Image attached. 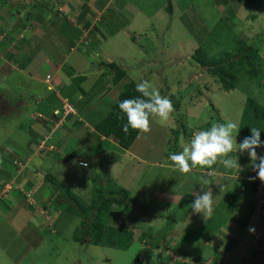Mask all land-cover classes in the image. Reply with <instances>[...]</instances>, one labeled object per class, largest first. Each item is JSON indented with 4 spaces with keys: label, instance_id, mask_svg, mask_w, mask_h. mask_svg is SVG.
Returning a JSON list of instances; mask_svg holds the SVG:
<instances>
[{
    "label": "rangeland",
    "instance_id": "1",
    "mask_svg": "<svg viewBox=\"0 0 264 264\" xmlns=\"http://www.w3.org/2000/svg\"><path fill=\"white\" fill-rule=\"evenodd\" d=\"M173 1L174 5L171 4L174 7L173 12L167 11L170 5L168 0H150L142 7V2L138 3L137 11L132 13L131 11L134 9L132 1L128 2L125 6H121L123 0H116L103 17V22L98 24L99 27L102 25L103 29L106 30L107 37L106 39L99 38L98 47H93L94 62L104 60L106 63L119 64L133 81L136 83L145 79L150 81L160 91L161 95L168 97L174 105L175 111L171 114L168 123L161 125L157 120L150 118V133L139 136L138 146L140 148L141 145L140 149H143L139 154L147 161H155L163 151L166 154H170V152L179 153L182 151V146H186L190 142L195 132L207 130L212 123H227L231 120L238 124L241 131L250 122V117H246L247 115L245 114V103L248 99L264 107V80L261 82L259 80L252 81L248 77L241 76L239 85L235 90L225 91L215 82L214 77L209 75L205 68L203 70L200 64L192 61V55L200 47L198 44L202 43L205 38L212 39L208 43V47H211L214 41L218 39L217 45H213L216 50L213 49L208 52L210 54L208 56L210 57H221L224 50L233 51L236 48V40L241 38L246 41H254L256 43H254V46L259 49L264 60V55H262L264 53V0H244V2H241L242 0H228L226 4L224 1L223 5H221L223 17L219 13L214 14L212 7L204 4L203 1ZM217 2L220 3L221 0H217ZM242 3L244 4L243 7H241ZM190 4H193L194 7L187 9V6ZM209 4H211V0H209ZM37 12L40 15L37 14L31 20L32 22L30 21V17H27V13L23 14L24 12L20 14L22 15L20 18H16V16L11 14L8 1L0 0V37H3L0 40V155H3L4 159L8 157L6 156L7 153L4 154L3 148H11L13 143L28 145L30 140L36 136L35 133L41 130L35 126L39 118L33 115L38 109L42 111L44 116L42 120L46 121L49 126L51 124L53 126V123L61 119L64 114L63 105L56 96L61 92L59 89H57L58 93L51 91L48 89L47 84L35 82L34 79H31L29 72H11L10 66L7 65L6 60H8V57L6 50L8 48L4 49L3 45L8 44L11 55L13 54L12 51H15L16 54L24 56L26 54L33 55L35 54L33 53L35 49L39 47L40 49L45 48L50 43L48 36L57 29L55 26L57 24L55 23L54 25V21L52 22L54 16L48 19L50 16L46 18V12L43 11L42 15L40 9H37ZM137 14L139 17L133 20V17ZM204 14L205 17H203ZM17 23L19 26H16ZM64 25L68 26L67 23H64ZM11 26V30H14L12 32H18L19 29V31L27 32V34L21 33L23 38L21 34L20 36L16 34L17 39L15 40L13 38L14 34L9 29ZM209 28L214 31L212 35L207 36L209 31H211ZM62 34L56 33L54 37H58V39L53 38V40L62 42L63 44ZM24 36L29 38L26 39V42L24 41ZM92 39H94V35H92ZM90 41L86 40L85 45ZM11 42L13 43L11 44ZM42 54L44 57L47 56L43 51H40L38 56ZM55 57L61 58L62 56L57 55ZM31 59L29 57V60ZM27 64L29 63H25V65ZM50 64L43 62L39 66L44 76L50 73L48 72ZM85 65L83 68L85 71L82 74H85L86 77L83 75L82 77L85 78L74 82L75 86L80 85V91L77 95L80 94L83 97L90 91L89 86L94 85L93 80H95L96 75L99 73L96 64L87 63ZM262 70L264 76V65ZM77 82L78 84L76 85ZM86 89L87 93L85 92ZM100 96L99 92L92 96L94 107L88 113V116H86L85 111L81 112L82 115H80L93 121L101 117L105 112H109L114 104L108 99L111 96H108V98L104 97L103 99ZM69 97L72 96L69 95ZM37 99H41L43 103L41 105L37 104ZM107 103H109L108 109ZM72 104L74 105V103ZM55 109L61 111V114L56 116L54 114ZM240 131L237 135V143L242 142L244 137L248 136L243 135ZM70 135L71 133H67L66 135L69 136L68 141L70 143H77L79 139L78 133L74 136ZM48 137H50V140L55 138L54 135ZM49 144L48 149H45V145L43 151L45 153H41L42 151L37 147L38 152L36 154L41 153V156L40 154L36 156L37 158L33 156L35 158H30V162L26 158V164L28 163L29 165L34 166V161L37 162L36 165L42 163V172H37L36 167H30L27 172L32 173L31 178H35V175L38 174L39 179L42 178L43 174L45 176L48 171L54 172V175L62 181L60 172L63 169L61 168L57 172V168L54 166L55 162L59 166V162L54 160L55 157H59V154L56 153L58 148L55 147V150H53L54 146L51 147ZM13 147L16 146L13 145ZM59 149L61 150V148ZM49 151L55 153L48 155ZM257 153L258 155L262 153L259 148H257ZM66 154L68 159H70L69 153ZM19 155L23 157V155ZM231 155L233 158H241V162L249 159L247 153L241 155L239 152H233ZM108 157L109 159L112 158L110 160H114L118 156H110L108 154ZM3 158L0 159V174L1 171L5 170L4 163L6 161ZM48 158L50 162L43 161L48 160ZM68 159L65 160L63 158L62 160L65 165L64 172L67 175V179L65 180L67 181V188L63 190L66 193L63 199L65 203L60 202L58 204V207L63 208L64 211L61 219L54 222V217H56L57 210H59L57 206L53 205L52 209L48 210V213L43 209L41 204L33 200V203L38 205L36 213L40 217L43 214V218L47 217L50 222H52L51 219L53 217L54 224L53 226L52 223L40 222L37 226H32L38 230L35 232H39L41 237L45 238L39 248L28 251L22 247L25 242L29 249H31L29 240L25 239V236L29 237V235L21 232H14L12 234L13 230L9 227L14 226L11 223V218L4 217L0 219V243L10 249L9 254L16 257L14 261L18 260L19 262L20 260V264H129L127 262L133 259V263L131 264H139V262H143V256L144 258L146 257V260L147 257L149 258L147 264H169L171 263L170 259H172V263L175 262L173 259L177 261L175 256L170 257V251L167 248L164 249V253L156 251V255L153 258L150 255L153 253L154 243L162 241V235L170 232V229L173 230L174 226V222L170 221L172 220L170 217L169 219L164 218L169 208L167 209L165 205H161V207L156 205V202L159 203L155 195L158 192L157 190L166 189L170 191L177 183L172 181L171 173L167 172L165 166L156 167L152 166V164H138L136 170L129 172L128 165L134 163L130 158H128L129 161L126 165L116 163L107 165L105 160H103L99 162L101 166L96 167L91 173L95 172L94 176L99 174L100 177L98 179H101V176L104 175L107 177V179L103 177V179L109 182L104 185L107 192L112 190L117 192L120 188L129 191L130 200L127 203L125 200L121 206L113 205L109 220L106 219L105 223L108 222L107 224L113 228H123L122 230L125 233H127L126 230L129 229L128 226L131 224L134 228L137 226L136 231L139 230L140 236L135 240H144L147 243L144 244L145 246L150 245L147 247L148 251L145 250L142 253L143 256H138L139 258L137 259V247H134L135 251L127 253L132 250L134 241H131L130 248L127 250L115 249L109 245L104 247L86 243V241H76L75 237H78L80 228L83 226V218L71 214L65 206L66 202H70L72 199L69 194L73 193L78 196L81 200L79 203L81 206H90L101 185L96 181V178L89 175V170L80 171L83 173H76L73 170V160L68 161ZM21 165H25V160H22ZM114 165L115 168L113 169ZM8 166L7 175L12 177L21 172L25 167L18 169L14 163ZM209 173L212 172L209 171ZM131 175V180H126ZM3 178L4 183L9 184L4 185L5 189H3L4 193H10L5 196L6 201L11 197H16L15 189L21 191L25 197L27 196L28 190L24 186V180L19 184H17V180H14L12 184L10 183V179L7 180L4 174ZM14 184L17 185L15 186ZM183 185L186 186L183 187L185 189L188 183H183ZM261 188H263V185ZM225 190L226 187H223V192ZM31 191L35 192L33 189ZM223 192L220 189L216 191L219 195ZM256 200L258 201V198ZM25 202L26 206H29V199ZM54 202L53 199L50 200L51 204ZM231 202V197H228L224 199L223 204L226 206ZM230 205L232 208V203ZM226 209V207L223 208V211L226 212ZM50 212L52 213V217ZM172 214L175 215L173 212ZM173 218L177 221L180 217L176 215ZM35 232H32L31 241L39 243L41 237H38ZM176 234V231L171 234L172 242L177 239ZM201 235H205V232L201 231ZM106 238L105 244L109 243L110 233ZM166 241L171 242V240ZM250 242L254 241L251 240ZM250 242L247 247L245 245L240 251H245V261H242L241 255H234L228 264H264V254L262 253L264 244L261 247L253 248ZM194 245L198 248L195 243ZM249 247L252 248L250 249ZM206 249L209 251L207 253L210 254L215 251L214 246H209ZM252 249L256 255L250 253L249 250ZM3 254V250L0 249V255ZM159 254H161V257L166 258V261L160 259L158 257ZM126 255L132 256V258L130 260L126 259ZM253 259H256V262H253ZM5 262L6 259L0 257V264H4Z\"/></svg>",
    "mask_w": 264,
    "mask_h": 264
},
{
    "label": "crops",
    "instance_id": "2",
    "mask_svg": "<svg viewBox=\"0 0 264 264\" xmlns=\"http://www.w3.org/2000/svg\"><path fill=\"white\" fill-rule=\"evenodd\" d=\"M6 1H8L11 14L13 16H16V18H20L22 16L20 14L24 12L23 14L27 13V17H30L31 21L34 19L35 16H37V14L40 15L37 12V9H40L41 15L43 11L46 12V18L50 16L48 19H51V17L54 16L52 22L54 21V25L55 23L57 24L55 25L57 29L51 35L49 34L50 36H48V38L50 39V43L45 46L46 49L42 48L33 55H18L15 51H12L13 54L11 55L9 53L10 51L8 44L3 45L4 49L8 48V50H6L8 60L6 61L7 65L10 66V71L29 72V76L31 79H34L35 82L44 84H46V82L44 81L46 77L48 75H51L54 80V85L57 89L61 91L60 94L66 99L69 98L68 100L74 103L73 106L76 105L74 108L75 112L77 111V114H69L65 118L62 117L61 119L57 120L60 121L64 119L60 125H56V121L55 123H53V126L52 124L49 126L46 121L42 120L44 116L42 114V111H39L38 109V111L34 112L33 115L36 118L40 119H38L35 126L36 128L41 130L35 133L36 136L33 137L32 140H30L28 145H17L13 143L11 145V148L2 149L4 154L7 153L6 156L8 158L4 159L2 157L3 160L6 161V163H4V161L2 160L5 166V170L1 171L0 174V219L4 217L11 218V223H13L14 225L9 226L13 230L12 234L14 232H21L27 233L29 235V237L25 236V239L29 240L31 249H29L28 245L25 242L23 243L22 247H24L28 251H32L34 248H39L45 238L41 237V234L39 232H35L38 230L36 228H33L32 226H37L40 222L53 224L52 213L50 212L52 222L48 221L47 217L43 218V214H41L40 217L39 214L36 213L38 205L32 206L29 204V206H26V197L21 191L17 189H15L16 197H11L8 201H6L5 196L10 193H4L3 191V189H5L4 185L7 184L4 183L3 174L5 175L7 180L10 179L11 182H9L12 184L14 180L18 181L17 184L22 183L24 180V186L26 190L29 191L33 189L35 191V201L41 204L46 212L52 209L53 205H55V207H58V204H60V202L65 203L64 200H62L61 198L62 196L60 192H52L50 190V187L44 181V174L43 176H41L42 178L39 179L38 174L35 175V178H31L32 173L27 172L30 167H36L37 172H42V163H40V165H36L37 162L34 161L35 164L33 166L29 165L28 163L26 164V160L29 159L28 162H30V158H32L33 156L36 157L38 154H40L41 156V153H45L42 151L41 153L36 154L37 152L35 151L38 147V144L44 138L53 135L55 138H52V141L49 139L48 144L51 141L52 143L50 142L49 145H51V147L54 146L53 150H55V147L58 148V151H56V153L59 154V157H55L54 160H57V162H59V166L56 162L54 166L57 168V172L61 168L63 169L62 172H60L62 181H65L67 179V175L64 172L65 165L63 164L62 160L63 158H65V160L68 159L66 153H69L68 156L71 157V152H76V155L75 157H71L70 159H68V161H86L88 164V167L86 168L80 167L78 166V164H73V170L76 173H83L80 171L89 170V175H92L93 177H95V172L91 174L92 170L94 171L96 167L101 166L99 164L100 161L105 160L107 165H111V163L126 165V163H128L129 161L128 158L134 161L133 164L130 163L128 165L129 168L127 167L130 170L129 172H132V170H136L138 164H152V166L156 167L165 166L167 172L171 173L172 181L174 183L177 182L175 184L176 186H174V188L170 191L166 189L157 190L158 192L155 195L157 197L156 199L159 200V203L156 202V205H158L159 207H161V205H165L167 209L169 208V211L164 218L169 219L170 217V219H172L170 221H172V223L174 222V226L173 230L170 229L171 233L168 232L165 235H162V241L154 243L153 253L150 254L152 256L151 258L156 255V251H158V253H164V249L167 248L170 251H168L170 257L172 258V256H175L177 259V261L173 259L175 262L172 263V259L169 258L171 260V263L169 264H178L177 262H181V264H228L230 262L229 260L234 255H241L242 261H245V251H240L241 248H243L245 245L247 247L251 240L254 241L250 242V244L253 245V248L259 246L261 247L262 244H264V205L259 206L258 201L254 197V191L256 186L255 182L249 179L250 177H252L249 172V170L252 169L250 159L241 162V158L236 157L238 158L240 167L238 166L236 169L231 171L226 170L223 165L216 164L213 165V168L211 170L207 168L201 169L197 167V169L191 171L190 173L182 175L178 171H174L172 168V162L169 160V155L173 154L172 152H170V154H166L163 151L158 155V159H156L155 161H147L145 158H143L139 154L143 151V149H140L142 146L140 145V148L138 146L140 137H137L135 145L133 144L128 150L123 149L119 145L118 141L114 138H106L104 136L96 137L95 135L97 134V132L94 129L95 125H97L98 122L102 118H104L109 112H105L103 115H101V117H98L93 121H90L88 118L81 116V112L83 111H85L86 116H88V113L94 107V101H92V96L97 93L93 89L94 85H90V91L88 93L87 89L85 91L87 93L86 96L83 97L80 94L77 95L80 91V85L78 83H76V85L78 84L77 86L74 85V82L82 78L83 75L85 76V74H82L85 71L83 69L84 66H86L85 64H92L93 62V59L90 56V54H92L93 52H91L89 49V42L87 45H85V41L95 40V37H98L100 39H106V30L103 29L102 25L101 27H99L98 24L103 22V17L110 10V7L116 2V0ZM130 1H132L134 5V9L131 11L132 13H134L138 9V3L142 2V7L145 3L149 2L150 0H123L121 6H125ZM197 1H203L204 4L209 3L205 0ZM213 1H215V8H218L219 12L223 15L221 5H223L222 3H224V1L226 4V1L228 0H221L220 3H218L217 0ZM169 2L174 5L173 0H169ZM241 2H244V0H242ZM243 6L244 4L242 3L241 7ZM191 7H194V5L190 4L189 6H187V9H191ZM138 17L139 15L137 14L135 17H133V20ZM39 18L41 19V17ZM42 21L45 22L43 19ZM64 23H67L68 26H65ZM16 26H19V24L17 23ZM9 29L11 30L12 26ZM12 31L14 30H11L10 32ZM18 32H12L14 34L13 38L15 40L17 39L16 34L18 36H20L21 33H23L24 35L27 34V32L19 31V29ZM56 33H63L61 37L63 38V44H65L66 46L63 45L62 42H56L53 40V38L58 39V37H54L56 36ZM90 33H93V35H95L94 39H92ZM27 38L28 37L24 36L25 42L27 41ZM2 39L3 37H0V40ZM25 42L23 43L25 44ZM12 43L13 42H11V44ZM11 44L9 43V45ZM40 51L45 52V55L47 56L44 57V53L38 56ZM57 55H60L62 57H55ZM29 57H31L32 59L29 60ZM43 62L51 63L48 69V72L50 73H47L48 75L46 74V77L41 73V68L39 67ZM25 63L29 64L25 65ZM21 64L23 65L21 66ZM98 72V75H96L97 78L95 77V80H93L94 84L98 81L103 71ZM112 77L113 75L108 76V78L104 82V85H107L112 80ZM48 89H50L49 86ZM121 89L122 87L120 85L116 86L115 88L109 90L106 94H100V98L103 99L104 97L108 98V96H111L108 99L110 100V102L115 103L118 99V95L121 92ZM98 92L100 93V91ZM69 95H71L72 97H69ZM22 102L24 101L22 100ZM42 103L43 102L41 99H37V104L41 105ZM108 104L109 103H107V109L109 107ZM67 133H71V135L73 136L78 133L79 139L77 140V143H70L68 141L69 136H66ZM32 134L34 135V133ZM13 145L16 147H13ZM59 148H61V150ZM259 149L262 152L260 155H264V147H261ZM52 151H49L48 155H50L51 153H55ZM19 154L23 155V157H20ZM108 154H110V156L117 155L118 157L117 159L115 158L114 160H110L112 158L109 159ZM35 157H33V159ZM106 157L108 158V160ZM22 160H25V167L21 170V172H18V174L13 177L7 175V169L9 168L8 165H11V163L16 164V162L21 163ZM43 161L50 162L49 158L48 160ZM17 167L19 169V165H17ZM209 171L212 173H209ZM22 172L24 173L21 174ZM52 173L54 174V172ZM97 175L99 176V174ZM102 177L106 176L104 175ZM131 177L132 175L129 177V179L126 180H131ZM106 183L107 181L105 180V184ZM183 183H188L187 188L183 189V187H186L185 185H183ZM17 184L14 185L16 186ZM221 185L223 187H226V190L219 195L218 193H216V191L220 189ZM203 191H212L213 193V211L207 220L203 218V214H193L192 209L188 207L195 199L194 193H200ZM261 193L264 194V184ZM174 197L175 200L173 199ZM228 197H231L232 199V208L230 205L231 203H228L226 206L223 204L224 199H227ZM51 199L55 201L52 204L50 203ZM65 206L67 207V209L70 207L68 202H66ZM225 207L228 209H226V212L223 211V208ZM57 211L58 213L56 214V217H54V222L56 220H60L62 214H64L63 208H59V210ZM172 212L175 215H173ZM176 215H179L180 217L177 221L173 218V216ZM136 227L137 226H135L134 228V242L132 250L126 252H133L135 251L134 247H137L138 251H136V255L138 259L139 257H141L142 253L145 250L148 251L147 247H149L150 245L145 246L144 244L147 243L144 240H135L138 236H140L139 230L136 231ZM250 228H254L255 231H250ZM33 231L38 237H41L39 243H37V241H31ZM175 231L177 232V239L172 242L171 234ZM201 231H204L205 235H201ZM141 236L143 235L141 234ZM166 240H171V242ZM194 243L198 246V248L195 247ZM209 246L215 247L214 253H207L209 251L206 248ZM173 247H175V249H173ZM249 248L251 249L252 247ZM0 249H2L4 253L3 255H0V257H4L6 259V262L4 264H20V260L19 262L18 260L14 261L16 257H13L9 254L10 249H8V247L3 246L0 243ZM249 251L251 254L256 255L253 249ZM262 253L264 254V250ZM158 257L166 261V258L161 257V254H159ZM131 258L132 256L126 255V259L130 260ZM148 259L149 258L147 257V260ZM132 260L128 261L127 263H133ZM142 260L143 262H139V264H147L146 257L144 258L143 256ZM253 262H256V259H253Z\"/></svg>",
    "mask_w": 264,
    "mask_h": 264
},
{
    "label": "trees",
    "instance_id": "3",
    "mask_svg": "<svg viewBox=\"0 0 264 264\" xmlns=\"http://www.w3.org/2000/svg\"><path fill=\"white\" fill-rule=\"evenodd\" d=\"M169 1V0H168ZM209 2V0H205ZM170 5L167 8L168 12H173L174 7ZM215 1L211 0V4L208 3L213 9L214 14L219 13L221 17L224 16L219 12V9L214 6ZM204 13V12H203ZM206 14V13H205ZM205 14L203 17H205ZM151 19V18H150ZM217 27V26H216ZM209 30H211L209 28ZM213 29L209 31L207 36L213 34ZM211 32V34H210ZM92 36L93 33H90ZM206 36V37H207ZM95 37V35H94ZM99 38L95 37V40L89 42V49L93 52V47L97 46L99 43ZM212 39H206L199 43L200 46L198 50L192 55V61L200 64L206 69V71L214 77L216 83H218L222 89L225 91L235 90L239 85V79L241 76L248 77L250 80H259V82L264 80L263 76V65L264 60L260 54L258 48L254 46V41H246L241 38L236 40V48L232 51L223 52L221 57H210L208 52L215 49L214 44L217 45L218 39L214 41V44L211 47H208V43H210ZM256 44V43H255ZM93 49V50H92ZM40 48L34 50L33 53H37ZM206 50V51H205ZM216 50V49H215ZM93 59V64H96L99 71H103L98 81L94 84V91H100V94H106L109 90L115 88L116 86H121L122 91L118 95L117 101L112 105L109 113L102 118L97 125H95L94 129L97 132L96 137L104 136L106 138H114L118 141L119 145L123 149H130L131 146L136 141L139 133L137 131H133L131 128L127 134L123 131V125L127 122L126 117L124 119H120L119 117L122 115L119 111L118 104L124 99H132L140 96V93L136 91V82L133 81L126 73V71L116 63H106L104 60L99 62H94L93 53L90 54ZM23 64H21L22 66ZM107 69H106V68ZM112 80L104 85V82L111 76ZM82 77L80 79H83ZM78 83V82H77ZM98 88V89H96ZM245 114L246 117H250V122L247 123L248 126L241 129V133L243 135H251V127H257L261 130V140L264 141V107L257 104L255 101L248 99L245 103ZM151 118V117H150ZM31 151V150H30ZM34 152V151H33ZM37 152V149L36 151ZM71 157H75L76 152L70 153ZM3 155H0V159H2ZM100 176H95L96 181L100 183L101 187L98 188L95 198L92 200V204L90 206L80 205L81 200L78 196L73 193H70L71 201L68 202L70 207L68 208L71 214L81 216L83 218V226L80 228V232L78 233V237H75L78 242L91 243L93 245L100 246H110L119 250H127L130 248L131 241L133 242V231L134 226L131 224L127 233H125L123 228H113L111 225L109 226L105 220L109 218V215L113 209V205L121 206L126 200V203L130 200L129 191L120 188L115 191L107 192L104 188L105 179L103 177L98 179ZM45 183L50 187L52 192H60L62 200L66 193L63 192L66 189L65 181L59 180L53 173L48 172L44 177ZM255 182V191L256 194L258 191V180H254ZM109 183V182H107ZM31 193L29 190L27 193ZM66 192V191H65ZM21 193V192H20ZM32 198L35 199L34 192L31 193ZM256 198V196H254ZM26 198H28L26 196ZM28 200V199H27ZM33 206V204H32ZM114 230L112 231L111 230ZM110 233L109 243L107 241L106 236ZM117 234V236H116ZM128 234V235H127ZM113 237V241H112ZM89 239V240H88ZM169 259V258H167ZM109 262V260H107ZM181 264V262H177Z\"/></svg>",
    "mask_w": 264,
    "mask_h": 264
},
{
    "label": "clouds",
    "instance_id": "4",
    "mask_svg": "<svg viewBox=\"0 0 264 264\" xmlns=\"http://www.w3.org/2000/svg\"><path fill=\"white\" fill-rule=\"evenodd\" d=\"M44 81L46 82V79ZM46 84L50 87L49 90L58 93L54 80L52 87L55 90L48 83ZM135 87L140 96L119 102L118 108L122 114L119 118L124 119L126 117L127 122L123 125L125 134L131 128L133 131H137L139 136H144L151 131L150 117L164 125L170 121L171 114L175 109L172 101L168 97L161 95L160 91L150 81L145 79L136 83ZM56 96L63 105L61 98H66L61 94ZM69 103L74 108L70 101ZM58 122H56V125L59 124ZM239 131L238 124L229 120L227 123H212L207 130L195 132L190 142L186 146H182V151L169 155L173 170L185 175L197 169V167L211 169L213 165L220 164L226 170L231 171L238 166L240 167L238 158H233L231 154L233 152H239L241 155L247 153L251 161L252 170L256 173L255 176L249 179L252 181L259 179L264 183V155H258L257 153V148L264 147V141L261 140V130L257 127H251V135L244 137L242 142L237 143ZM16 164L21 163L16 162ZM73 164H78L80 167H88L86 161H73ZM22 167L24 165H19V168ZM114 168L115 165L113 166ZM220 191L223 192L222 185ZM194 196V201L188 207L192 209L193 214H203V218L207 220L213 211L212 191L194 193ZM173 199L175 200V197ZM32 204L35 205V203H30V205ZM250 231L254 232L255 229L250 228Z\"/></svg>",
    "mask_w": 264,
    "mask_h": 264
},
{
    "label": "built area",
    "instance_id": "5",
    "mask_svg": "<svg viewBox=\"0 0 264 264\" xmlns=\"http://www.w3.org/2000/svg\"><path fill=\"white\" fill-rule=\"evenodd\" d=\"M46 83H48V84L51 86V88H53V87H52V83H53V78H52V76H50V75L47 76V78H46ZM53 89H54V88H53ZM54 90H55V89H54ZM61 100L63 101V111H64L63 117H64V118H65L66 116H68L69 114H71V113H73V114L76 113L75 110H74V108L72 107V105L69 103L68 100L63 99V98H61ZM54 114H55V115H60V114H61V111H59V110L57 109V110L54 111ZM63 120H64V119H62V120H60V121L58 122L59 125L63 122ZM53 131H54V130H53ZM49 139H50V137H47V138H45L43 141H41L40 145L38 146V148H40V149H39L40 151H43V150H44L45 145H46V148H45V149H48V148H49V146H48V140H49ZM18 165H21V164H18ZM250 175L253 177V176L256 175V173L251 169V170H250ZM256 180L259 181V184H258V191H257V193L255 194V196H256V199L258 198V204H259V206H262V205H264V194L261 193V192H262V188H261V186H262L264 183H262L259 179H256ZM31 195H32V194H30V192H29V193L27 194V197H28V199H29V202H30V203H33V198H32Z\"/></svg>",
    "mask_w": 264,
    "mask_h": 264
}]
</instances>
